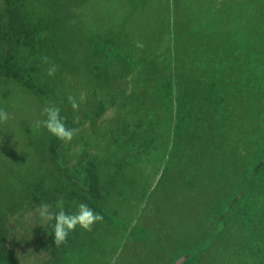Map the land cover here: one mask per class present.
I'll return each mask as SVG.
<instances>
[{
	"label": "rangeland",
	"instance_id": "1",
	"mask_svg": "<svg viewBox=\"0 0 264 264\" xmlns=\"http://www.w3.org/2000/svg\"><path fill=\"white\" fill-rule=\"evenodd\" d=\"M11 5L0 16V173L23 172L21 182L6 177L0 187V212H10L19 253L39 261L43 252L35 246L33 227L54 216L75 228L65 237L68 248L76 244V255L63 264H172L182 248L201 243L203 251L189 264H240L241 258L255 264V252L243 254L246 246L230 212L229 227L215 241L212 236L215 206L241 183L243 168L257 158L256 141L264 138V89H258L259 81L250 76L255 68L245 60L252 54L254 65L264 66V0H15ZM169 5L173 19L167 16ZM47 12L63 19L67 35L57 46L45 42L43 27L38 30ZM164 23L177 24L185 37L197 36L187 45L195 57L186 61L194 79L222 69V86L233 88L223 97L224 110L212 112L208 103L196 108V126L182 129L184 143L181 135L170 134L159 109L151 132L147 110L156 106L139 96L143 85L158 83L147 79L144 62L151 54L166 57ZM105 41L131 57H112L103 49ZM168 138L172 146L177 143L170 151L178 155L171 169L155 163L153 147L160 151ZM145 140L151 141L149 150L139 147ZM239 146L238 164L226 179L230 151ZM32 156L37 165L25 164ZM34 169L41 173L34 175ZM128 183L131 187L118 189ZM134 185L145 189L140 197L130 194ZM128 189L129 197L123 196ZM263 192L254 194L261 200ZM26 194L36 202L21 211L17 201ZM258 205L264 212L263 202ZM261 222L255 233L260 242ZM121 230L127 231L123 240ZM175 258L182 264L184 258Z\"/></svg>",
	"mask_w": 264,
	"mask_h": 264
},
{
	"label": "trees",
	"instance_id": "2",
	"mask_svg": "<svg viewBox=\"0 0 264 264\" xmlns=\"http://www.w3.org/2000/svg\"><path fill=\"white\" fill-rule=\"evenodd\" d=\"M14 1L15 0L0 1L2 2L0 3V16L3 15L4 12H10V10L12 9L11 4ZM171 5H169V8L167 9V16L168 18L170 16V18L173 19L174 7ZM62 21L63 19L61 20V17H50V15H48V12L47 18L44 21H39V24H41V26H39L38 30L43 27V29L46 31V37L44 39L46 43H50L53 45V42H55L57 46L60 41L66 38L67 34L65 35V28L63 27ZM165 31L168 34H166ZM178 31L179 30L177 28V24L172 27V24L169 26L168 23L167 26L164 23L163 33L165 35L163 34L162 38L164 39V43L166 45L165 47L167 49V53H165L166 57L163 56L162 58H160L158 54H151L149 55L150 58L144 62V72L147 74V79L149 76H151L152 82L157 80L158 83H152L148 87H145L143 85L141 87L143 90L141 91V93L143 94L137 95L140 96V99L142 101H144L146 98L147 101L148 99L152 100L150 102L146 101V103H151L152 105L156 106L155 108L149 107V110H147L148 115L150 116L148 118L150 120H147L146 123H148V126L150 128L151 122L149 121H152L154 127L151 128V132L154 131L155 126H157L156 124L159 121L156 115L159 113H157L156 111L161 110L164 112L163 116L166 118V123H168L169 125L168 131L170 132V134L173 133L171 135L174 138H178V136L181 135L182 140L180 141V143H184L187 134L185 135L182 129H185L187 125H191V127H193V125L196 126V123L193 122V120L198 115V112H195L197 110L196 108H198V106L201 107V104L203 103H208L211 104V106H213L214 108L212 112L224 110V104L227 101H223V97L227 96L226 91L230 92L233 88L231 87V85H229L228 88L222 86V81L224 77V72L222 69L213 70L211 75L207 78L194 79V72L187 67L188 64L186 65V61L193 63V61H195V57L194 53H192V46L187 47V45H189L190 39H194L197 36L194 34H189L188 37H185L184 34H182L181 32L179 33ZM38 33L41 34V32ZM102 46H104V50H106L110 54H113L112 57H131L132 54L128 52L126 53L117 44L116 46L110 45V43L107 41H105ZM140 57H142V55ZM142 60L144 61V59ZM245 60L247 64H250L253 68H255V73L250 76H252L254 80L259 81L260 85L258 86V89L263 90L264 66H255V56H253L252 54H246ZM186 72L188 73L189 77L185 76ZM232 93L233 92L229 93V95H232ZM228 98V108H231L233 103L230 101L231 97ZM128 100H133V97H131V99L128 98ZM142 101L141 103H143ZM150 113H152L153 115ZM201 119L203 118L201 117ZM201 119L199 118L198 120ZM172 140L173 139L169 140V138L166 140L164 139L163 141L165 142V145L160 146V151H157V148L153 146L154 152H156L155 155L158 157L155 163H159L162 168L171 169V167H175L173 161H175L174 158H177L178 155H175L174 157V155H172L170 151L175 152L174 147H176L177 143L172 146ZM144 142L145 143H142L139 147H141L143 150H149V144L151 141L149 142V144H147L148 140H145ZM256 142L257 158L255 162H251L250 164L245 166V168H243L244 170H242L239 176V178H241V183L237 186L234 191L229 193L227 197L222 198L219 203L215 206L214 213L217 218V223L216 231L212 238L214 237L215 241L218 238V234H221L229 227V223L227 221V214L230 212L232 214L233 229H239L241 231V240L243 239V244L246 246V248L244 249V253L242 248L240 254H247L248 251L251 250L255 252V264H264V240H262V242L258 241L256 237L258 233L255 234L257 232L256 229H258V227L263 224L261 221L264 219V212L261 211L258 203L263 202L264 204V192L262 193V196H259V198H262L261 200L256 198V194H254L257 189H264V183L260 182L261 179L264 181V138L261 140H257ZM160 143L162 144V141ZM241 148L242 146H239L238 148H234L230 151V165L226 167V179L229 171L233 168L232 166H237L238 164ZM126 149H128V147L122 148L121 150ZM28 161L30 165H34L36 163L33 162L37 161V159L33 156L29 157L26 159L25 164H27ZM33 171L34 175L36 174V172L41 173V171L39 170L35 171L34 169ZM22 172L23 171H19L17 174L11 168L4 175L0 173V187L3 186L4 181H6L7 178H10L9 180L12 181H17L18 183L21 182L22 179H18V177L22 174ZM83 177H86V175ZM88 177L89 176L87 175V178ZM134 179V181L137 180V178ZM217 182L223 181L219 180ZM214 185H216V183H214ZM121 187L129 188L131 186L129 183L123 184V186H120L118 189L120 190ZM134 187L135 188H131L132 192L130 194H132L133 196L140 197V195L144 193L145 189H143V187L140 185H134ZM30 188L33 187L27 186L28 190ZM127 193H129V189L127 190L126 194H121L123 196H126ZM116 194L120 195L118 192H116ZM31 202L33 203L36 201L33 199V195L28 196L27 194L23 199L17 201L18 205H20L19 209L21 211L25 210L23 205H25L26 203L31 204ZM9 213L10 212H0V264H63L67 260L68 256H73L76 253V244L71 247V249L68 248V237H65L67 231H70L72 233L75 228H71L72 230H70L69 226L65 224L61 225L63 223L59 224L57 219L54 218V216H50L43 224H37L36 227H33V229L36 228V233L34 234L35 236H33L35 238V246L36 248H39L43 252V254L39 258L38 262L35 261L37 260V257L33 261H27V257L19 253L18 247L20 246V244H16L14 238L17 235V231L14 230V225H11L10 220L8 219ZM238 224L239 226L237 227ZM76 230L78 232L77 235L82 232V228L76 227ZM126 232L124 230L120 231V236H122V240L125 237L124 235L126 234ZM36 234L38 235L36 236ZM215 237L217 238L215 239ZM77 238L78 237H76V239ZM200 246L204 248L203 243L197 245L195 248H191V250L188 249L184 252L182 248L176 256H173L172 264L178 263V260L175 257H177L178 259L184 258L182 264L194 263L196 257L203 251V249H200ZM68 250H72V252L70 251V254H65V251ZM236 260H241L242 262H240V264H243V260L249 264H252L249 260H245L244 258Z\"/></svg>",
	"mask_w": 264,
	"mask_h": 264
},
{
	"label": "crops",
	"instance_id": "3",
	"mask_svg": "<svg viewBox=\"0 0 264 264\" xmlns=\"http://www.w3.org/2000/svg\"><path fill=\"white\" fill-rule=\"evenodd\" d=\"M175 5V4H174ZM174 7V6H173ZM174 13V12H173ZM175 15V14H174ZM176 20V19H175Z\"/></svg>",
	"mask_w": 264,
	"mask_h": 264
}]
</instances>
